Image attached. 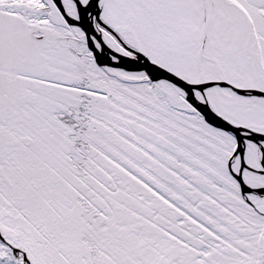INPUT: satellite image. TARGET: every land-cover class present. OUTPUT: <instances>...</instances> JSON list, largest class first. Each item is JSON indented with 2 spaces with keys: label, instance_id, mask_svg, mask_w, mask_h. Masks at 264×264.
<instances>
[{
  "label": "snow or ice",
  "instance_id": "snow-or-ice-1",
  "mask_svg": "<svg viewBox=\"0 0 264 264\" xmlns=\"http://www.w3.org/2000/svg\"><path fill=\"white\" fill-rule=\"evenodd\" d=\"M0 264H264V0H0Z\"/></svg>",
  "mask_w": 264,
  "mask_h": 264
}]
</instances>
